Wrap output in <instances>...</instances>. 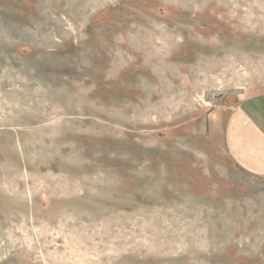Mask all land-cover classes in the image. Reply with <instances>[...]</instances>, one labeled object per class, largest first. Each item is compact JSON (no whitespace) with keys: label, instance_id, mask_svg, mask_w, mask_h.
Here are the masks:
<instances>
[{"label":"rangeland","instance_id":"1","mask_svg":"<svg viewBox=\"0 0 264 264\" xmlns=\"http://www.w3.org/2000/svg\"><path fill=\"white\" fill-rule=\"evenodd\" d=\"M260 93L264 0H0V264H264Z\"/></svg>","mask_w":264,"mask_h":264},{"label":"crops","instance_id":"2","mask_svg":"<svg viewBox=\"0 0 264 264\" xmlns=\"http://www.w3.org/2000/svg\"><path fill=\"white\" fill-rule=\"evenodd\" d=\"M229 112L218 124L227 155L248 174L264 178V93L249 96Z\"/></svg>","mask_w":264,"mask_h":264}]
</instances>
